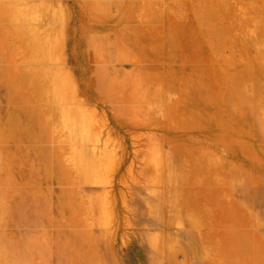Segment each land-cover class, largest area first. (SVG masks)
Wrapping results in <instances>:
<instances>
[{"label":"rangeland","instance_id":"obj_1","mask_svg":"<svg viewBox=\"0 0 264 264\" xmlns=\"http://www.w3.org/2000/svg\"><path fill=\"white\" fill-rule=\"evenodd\" d=\"M77 1L0 0V211L43 264H264V0ZM196 19L234 75L197 48L169 71Z\"/></svg>","mask_w":264,"mask_h":264},{"label":"bare ground","instance_id":"obj_2","mask_svg":"<svg viewBox=\"0 0 264 264\" xmlns=\"http://www.w3.org/2000/svg\"><path fill=\"white\" fill-rule=\"evenodd\" d=\"M68 2H70L73 6L74 5H78V1L77 0H67ZM244 2H245V0H244ZM202 3V2H201ZM245 3H247V0H246V2ZM189 5V4H188ZM245 6V5H244ZM200 14H202V10H195V14L193 15L192 14V18L195 16V18H198L199 17V15ZM194 20V19H193ZM116 22H119V23H122L123 22V20L122 19H120V20H118V21H116ZM171 22V21H170ZM196 31H195V35H194V33L192 32L191 34L192 35H189L188 33V30H187V28H188V25H187V22L185 23V24H183V26L182 27H179V28H175V27H173L171 24H168L167 23V25H166V28H165V33H166V42H167V44L169 45L168 46V48H170V49H172V50H175L176 49V47L178 46V37L177 36H186L187 37V39H186V42H187V44L188 45H183L182 46V52L180 53L179 52V60H180V65H178L177 66V64H173V65H171V67H170V69H169V71L170 72H178L177 71V68H179V71H180V73H182L183 75H188V73H190V72H192V73H196L197 72V70H196V68L197 67H194V69H195V71H192V69L190 68V66H188V63L191 61L190 60V57L188 56V53H189V50L191 51L193 48H197V49H193V51H195V52H198L199 53V51L201 50V54H203V55H206V57H207V60L209 59L210 61H211V63H213L212 65H214V69H217V68H219V64L217 63L219 60H213V57L211 56V53L212 52H215V51H213V49H215V45H214V43H215V40H216V38H218L217 37V32H212L209 28H208V26H206L207 24H205V23H202V22H200V21H197V19H196ZM96 29H100V30H107V28L108 27H105L104 25H100V26H96L95 27ZM81 29V28H80ZM93 29V28H92ZM82 30V29H81ZM188 34V35H187ZM205 35V36H204ZM80 36V35H79ZM176 37H177V39H176ZM195 37V38H194ZM83 39V38H82ZM234 40V39H233ZM246 39H244L243 38V41H245ZM79 41V40H78ZM184 43V42H183ZM190 43H192V44H190ZM89 42H87L86 40H82V41H80V46L82 47V48H85V49H87L88 50V47H89ZM185 44V43H184ZM179 47V46H178ZM177 50V49H176ZM217 50H218V48H217ZM83 53V52H82ZM205 53V54H204ZM222 53V52H221ZM255 53V52H254ZM258 53V52H257ZM257 53H255V54H253V55H256V56H253L252 58V60L256 63V64H258V63H260L258 60H259V56H257ZM83 56H81V58H82ZM238 57V56H237ZM215 59V58H214ZM81 60H83V61H88L89 59L86 57V58H84L83 57V59H81ZM223 60H224V63H225V70H224V72L222 71V69L221 68H219V70L217 69L216 71H218L219 73L220 72H223V75H225V73H226V75L227 76H231V73H233L232 75H234L236 72V70H237V66L235 65V64H233V62H231L230 61V57H228V56H226V57H224L223 58ZM76 61V60H75ZM240 61V60H239ZM116 63H117V61H116ZM120 63V62H119ZM77 64V63H76ZM121 65H123V67L124 66H129V67H132V69H133V71H135L136 72V70H138L139 69V65H136V62H133V61H129V60H124V61H122V63H120ZM247 64L248 63H246V62H244L243 63V65H241L239 68H241V69H243L244 71H246V73H247ZM70 65V64H69ZM239 65V64H238ZM116 66V65H115ZM200 66V65H199ZM228 66V67H227ZM258 66V65H257ZM117 67V66H116ZM254 67V66H253ZM248 68H250V67H248ZM259 69V70H258ZM257 70V72L258 73H256L257 75L259 74V76L257 77V79H256V81H255V87H253L254 89H255V92H257L258 94H257V99L259 100V101H263V103H264V69H263V67H261V68H258ZM15 70V69H14ZM253 70V69H252ZM256 70V69H255ZM254 70V71H255ZM249 71V70H248ZM1 72V71H0ZM235 72V73H234ZM240 72V70L237 72V73H239ZM222 74V73H221ZM14 78H16V77H14ZM226 81L228 80L229 81V79L228 78H226L225 79ZM231 82V81H230ZM233 82V81H232ZM231 82V83H232ZM21 83V82H20ZM20 83H19V85H20ZM89 83V82H88ZM231 83H230V85H231ZM226 86L225 85V88H224V91H226V90H231V86ZM250 84H247V83H245V84H243L242 85V87H244V89L247 91V90H254V89H252V87L251 86H249ZM23 86V85H22ZM54 88V87H53ZM87 88V87H86ZM251 88V89H250ZM27 91V90H26ZM133 91V89L132 90H129L128 92L129 93H131ZM225 93V92H224ZM231 94V93H230ZM93 98H95V96H94V94H92L91 95ZM204 96H206V97H208V95L205 93V95ZM97 99V98H96ZM34 100H36V99H34ZM230 101V100H229ZM241 101V100H240ZM231 102V101H230ZM61 103V102H60ZM251 104V103H250ZM11 113H9V116L11 115H13V116H15V113H17V111H15V110H12V109H10L9 110ZM226 112H229V111H226ZM18 114H19V116H22V117H26V115L22 112V113H20V111L18 112ZM244 114H246V116H247V111L246 112H244ZM227 116H229L230 118H231V113L229 112V115L227 114ZM253 117V116H252ZM3 118V117H2ZM11 118V117H10ZM14 118V117H13ZM17 118H18V116H17ZM255 120V119H254ZM66 122V121H65ZM13 123H14V121H13ZM63 123V122H62ZM18 125V124H17ZM118 126V125H117ZM22 127V126H21ZM124 127V126H123ZM65 128V127H64ZM66 129V128H65ZM131 129H133V128H131ZM136 129V128H135ZM138 129V128H137ZM160 130H162L163 132H165V133H167V129L165 128V126L164 127H162V128H160ZM124 131V130H123ZM62 132V131H61ZM63 133V132H62ZM199 133V132H198ZM55 134V133H54ZM200 134V133H199ZM24 141V140H23ZM69 152V151H68ZM64 157H66V156H64ZM64 157H61V158H63L64 159ZM69 158H71L70 156H69ZM70 162H72V164H73V162L74 161H70ZM71 164V163H70ZM69 164V165H70ZM68 164H66L65 166H67ZM79 165V164H78ZM72 166H74V165H72ZM78 167H81V166H78ZM71 168V167H70ZM71 170H73L72 168H71ZM74 171V170H73ZM76 171V170H75ZM85 171V170H84ZM78 172V171H77ZM74 173V172H73ZM72 173V174H73ZM79 173V172H78ZM84 173V172H83ZM77 174V173H76ZM88 174H89V172H88ZM7 176V175H6ZM73 177H74V175H72ZM81 176V175H80ZM77 177V176H76ZM73 180H74V178H72ZM72 180V181H73ZM262 192V191H261ZM264 192V191H263Z\"/></svg>","mask_w":264,"mask_h":264},{"label":"crops","instance_id":"obj_3","mask_svg":"<svg viewBox=\"0 0 264 264\" xmlns=\"http://www.w3.org/2000/svg\"><path fill=\"white\" fill-rule=\"evenodd\" d=\"M43 241L25 215L0 211V264H43Z\"/></svg>","mask_w":264,"mask_h":264}]
</instances>
